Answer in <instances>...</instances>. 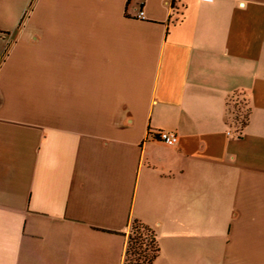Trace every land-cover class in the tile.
Returning a JSON list of instances; mask_svg holds the SVG:
<instances>
[{
    "label": "crops",
    "instance_id": "obj_1",
    "mask_svg": "<svg viewBox=\"0 0 264 264\" xmlns=\"http://www.w3.org/2000/svg\"><path fill=\"white\" fill-rule=\"evenodd\" d=\"M134 219L264 264V0H0V264H123Z\"/></svg>",
    "mask_w": 264,
    "mask_h": 264
},
{
    "label": "trees",
    "instance_id": "obj_2",
    "mask_svg": "<svg viewBox=\"0 0 264 264\" xmlns=\"http://www.w3.org/2000/svg\"><path fill=\"white\" fill-rule=\"evenodd\" d=\"M249 108L244 100L228 103V118L240 130L246 123ZM159 253L155 232L149 226L134 219L127 234L123 264H152Z\"/></svg>",
    "mask_w": 264,
    "mask_h": 264
},
{
    "label": "built area",
    "instance_id": "obj_3",
    "mask_svg": "<svg viewBox=\"0 0 264 264\" xmlns=\"http://www.w3.org/2000/svg\"><path fill=\"white\" fill-rule=\"evenodd\" d=\"M203 1H212V0H203ZM154 134L158 139L163 141L164 143L168 145H173L177 142L178 136L175 132L166 131V130H158L155 132H151V134Z\"/></svg>",
    "mask_w": 264,
    "mask_h": 264
},
{
    "label": "rangeland",
    "instance_id": "obj_4",
    "mask_svg": "<svg viewBox=\"0 0 264 264\" xmlns=\"http://www.w3.org/2000/svg\"><path fill=\"white\" fill-rule=\"evenodd\" d=\"M129 230H130V228H129ZM129 230H128V232H129Z\"/></svg>",
    "mask_w": 264,
    "mask_h": 264
}]
</instances>
